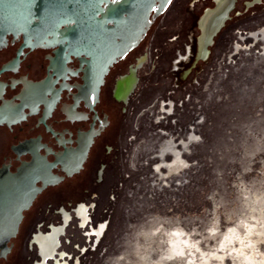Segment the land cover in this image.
Listing matches in <instances>:
<instances>
[{
    "label": "flooded vegetation",
    "instance_id": "af4514ba",
    "mask_svg": "<svg viewBox=\"0 0 264 264\" xmlns=\"http://www.w3.org/2000/svg\"><path fill=\"white\" fill-rule=\"evenodd\" d=\"M261 4L170 0L161 8V0H140L97 25L77 18L58 27L39 18L19 26L0 21V233L14 231L0 238V264L90 263L103 233L95 245L86 233L103 222L89 225L90 202L66 207L60 198H102L108 183L116 182L124 155L135 145L151 69L157 72L165 63L181 87L183 73L203 68L204 35L216 36L225 22L236 23ZM222 7L229 12L214 30L211 17ZM262 28L237 31L238 40L260 43ZM154 103L155 125L172 113L170 103ZM23 198L33 199L22 207ZM12 205L20 208L15 230ZM75 220L83 230L79 238Z\"/></svg>",
    "mask_w": 264,
    "mask_h": 264
},
{
    "label": "rangeland",
    "instance_id": "374dc122",
    "mask_svg": "<svg viewBox=\"0 0 264 264\" xmlns=\"http://www.w3.org/2000/svg\"><path fill=\"white\" fill-rule=\"evenodd\" d=\"M263 21L264 0L236 23L225 22L216 36L204 35L203 68L183 73L181 87L165 63L157 72L151 69L142 88L135 145L124 155L116 182L108 183L102 198H60L66 207L90 202L89 225L106 223L88 264H185L178 256L166 257L172 254L167 239L178 229L210 264H220L211 253L223 255L224 264H238L241 249L256 260L253 264L264 261V51L258 42L239 41L236 33L255 30ZM235 44L240 49L234 50ZM155 100L171 104L172 115L158 127L147 125L157 113ZM158 129L177 142L190 131L195 135L186 150L177 147L186 162L177 174L168 176L160 168L159 176L153 169L159 159L151 155L168 138ZM75 221L79 238L83 230ZM195 254L194 262L203 260Z\"/></svg>",
    "mask_w": 264,
    "mask_h": 264
},
{
    "label": "water",
    "instance_id": "95a60500",
    "mask_svg": "<svg viewBox=\"0 0 264 264\" xmlns=\"http://www.w3.org/2000/svg\"><path fill=\"white\" fill-rule=\"evenodd\" d=\"M140 0H120L118 3L111 0H4L0 4V21L14 26L27 25L34 18H39L44 21H55L56 26L64 25L73 18L88 20L92 25L103 24L104 21H109L113 18L114 13L119 12L127 4H136ZM104 5V6H102ZM167 4L161 6L164 8ZM229 10L224 9L222 19H225ZM100 15V18L98 17ZM21 16L27 17V23H22ZM64 30L60 31L63 33ZM33 198H23L22 207H26ZM7 204H13L11 200H7ZM8 208L11 211L13 230L19 219L18 211L15 205ZM9 225V222H8ZM6 226L5 223L3 227ZM14 232V231H13ZM0 233V238H6L13 235Z\"/></svg>",
    "mask_w": 264,
    "mask_h": 264
},
{
    "label": "bare ground",
    "instance_id": "6f19581e",
    "mask_svg": "<svg viewBox=\"0 0 264 264\" xmlns=\"http://www.w3.org/2000/svg\"><path fill=\"white\" fill-rule=\"evenodd\" d=\"M224 12V8H219L217 9L216 13L211 17V26L214 27V30L217 29L218 25L222 24V14ZM258 29H256L255 31H257ZM262 30H264V28H262ZM250 33L247 34V36H249ZM262 37V41L260 42L261 46H262V50L264 51V33L260 34ZM253 40V39H252ZM253 43L254 42L253 40ZM259 43V42H258ZM240 49V46L238 44L234 45V50ZM160 110H162V108H160ZM155 115L153 116V118H151L150 120L148 119V124L155 122ZM163 118H161L155 125L158 127L159 124L161 123ZM189 129V128H188ZM191 129V127H190ZM160 134H168V132L162 130V129H158L157 130ZM195 135L193 134L192 131L186 133V137L184 140L183 138L179 139V141H174V137L171 135H168L167 139H164L161 141V143H159L157 150L152 154L157 156V158L159 159L158 163L154 165L153 169L154 171L157 172V174L159 176H161L162 174L160 173V171H158L160 169V167L165 168L167 175H174L177 174L178 172H180L181 169H183L186 166V162L183 161L180 157L181 152L177 149V147L180 146L181 149L186 150L187 147L190 145V142L187 141L190 137H194ZM190 138V139H192ZM189 139V140H190ZM165 155H170L171 161L169 162H165L163 160V157ZM82 212H84V210H82V206H80V212H78V214H76V216H78V218H80V216H82ZM80 224H82V222H80ZM105 227V223L102 224H98V226L95 227H90V230L86 233L87 235V239L90 238V236H93L94 238V245L98 242V240L100 239L103 230ZM175 236L174 237H169L167 239V246H168V253H172L171 255L167 254L166 257H170V256H178L182 259L185 260V264H210L208 257L204 255V253L202 251H200L197 247V245L195 243H193L192 241L189 240L188 236L182 231V230H175L174 231ZM36 236H38V234L34 235L32 238V241L34 242V238H36ZM56 244H57V238H56ZM252 250V249H251ZM200 253L201 257H202V261L200 262H194L193 259L194 257L196 258V254L195 252ZM253 251V250H252ZM237 254L241 255L240 259H239V263L238 264H253L256 262L255 259L251 258L250 255H248L247 252H244L243 249L237 251ZM210 255H214L218 258V263H222L223 262V255H218V254H214L211 253ZM62 256H64L62 253H60L59 258H62ZM46 258H52V256H46ZM46 258H44V260H46ZM66 262V260H64ZM197 261V260H196ZM54 262H56V264L58 263V260H54ZM76 263V261H75ZM74 263V264H75ZM258 263L260 264H264V261L262 259V261H259ZM40 264H42V260H40ZM61 264H64L63 261H61ZM67 264V262H66ZM236 264V263H234Z\"/></svg>",
    "mask_w": 264,
    "mask_h": 264
},
{
    "label": "snow or ice",
    "instance_id": "6c2138e0",
    "mask_svg": "<svg viewBox=\"0 0 264 264\" xmlns=\"http://www.w3.org/2000/svg\"><path fill=\"white\" fill-rule=\"evenodd\" d=\"M113 2L115 3V2H117V0H113ZM169 2H170V0H161V5L163 6ZM3 3H4V0H0V4H3ZM153 10H155V9H153ZM21 21H22V23H27V17L21 16ZM66 22L70 23V21H66ZM0 43H2V39H0Z\"/></svg>",
    "mask_w": 264,
    "mask_h": 264
},
{
    "label": "built area",
    "instance_id": "2783aa9c",
    "mask_svg": "<svg viewBox=\"0 0 264 264\" xmlns=\"http://www.w3.org/2000/svg\"><path fill=\"white\" fill-rule=\"evenodd\" d=\"M245 35H247V34H245Z\"/></svg>",
    "mask_w": 264,
    "mask_h": 264
}]
</instances>
